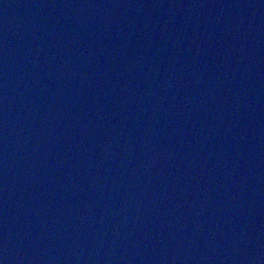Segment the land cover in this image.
<instances>
[{"label": "water", "instance_id": "water-1", "mask_svg": "<svg viewBox=\"0 0 264 264\" xmlns=\"http://www.w3.org/2000/svg\"><path fill=\"white\" fill-rule=\"evenodd\" d=\"M0 264H264V0H0Z\"/></svg>", "mask_w": 264, "mask_h": 264}]
</instances>
